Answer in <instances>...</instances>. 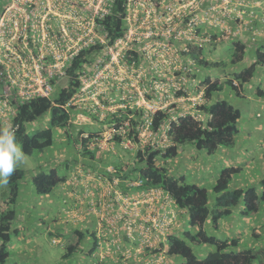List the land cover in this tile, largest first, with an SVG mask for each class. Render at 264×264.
<instances>
[{
	"label": "crops",
	"instance_id": "1",
	"mask_svg": "<svg viewBox=\"0 0 264 264\" xmlns=\"http://www.w3.org/2000/svg\"><path fill=\"white\" fill-rule=\"evenodd\" d=\"M231 7L233 15L226 21V29H221L223 24L219 22V17L214 16L202 21L204 31L222 36L219 37L216 44L208 46L206 50V55L210 59L215 60L216 58V61L225 60L228 62L229 66L224 71L218 70L220 76H213L219 79L234 77V73L248 68L256 59V49L259 46H264V0H233ZM236 40L246 43V56L242 63L233 65L229 62V55L233 46L232 42ZM207 73L204 75L209 74ZM201 78V75L198 76L194 85H198ZM263 81L264 68L261 67L254 79L244 84L242 93L243 98L249 99L253 105L259 104L264 108V97L259 98L255 95L256 87L262 86ZM228 90L225 89L223 92H228ZM231 94L236 95L234 91ZM107 96L110 98L109 103L111 102L114 108L118 109L121 106L122 101L117 95L109 94ZM195 98L196 96L189 97L188 100H193V102L176 104L175 108L180 110L186 108V112H194L195 105L198 103ZM172 109L168 111L170 114L174 112ZM254 114V110H248V114L246 111L242 112V119L247 118L248 120L249 118L253 121L252 115ZM89 115H91V120L86 123H71L67 127L59 128L55 142L60 145V149L52 150L48 157L53 162L48 165V168H41V170L48 171L58 168L59 162L65 163L63 164L64 173L61 174L65 178L55 188L54 197L42 195L45 200L48 198V204L56 208L57 212L46 214L40 219L41 201L30 204L31 187H26L27 191L22 192L19 203L21 215L16 220L18 231L12 237L11 244L9 243V246L13 245V247L12 250L9 249L8 262L38 264L37 257L49 251L42 248L38 242L41 232L46 235V239L50 240L52 247L60 244L66 248L71 244L73 234L78 231L84 233L85 236L73 256L65 259V250L60 253L62 264H71V259L75 257L86 260L80 262L73 260V264L176 263L180 260L179 256L167 253V237L169 234L181 235L187 230L197 231V227L190 226L189 213L179 208L169 194L164 193L162 198L154 200L153 207H149L147 203H140L135 207V211L139 213L136 218L137 223H126L127 218L124 215L130 200L141 197L142 191H144L136 185L137 174L132 178H122L127 167L129 166L132 170L137 163L136 156L139 146L127 147L116 143L114 148L105 150L82 145L80 136H77V130L82 128L86 133L106 131L111 126L110 121L113 116L108 111H103L100 118L94 112H89ZM256 116L260 119L261 112L256 113ZM97 118L98 121L95 120ZM253 122L248 125L247 122L241 123V119L239 121L240 131L234 147L240 148V151H235L236 156H232L233 162L229 166H239L233 165L237 158L243 164L239 167L243 169L234 176L231 183L232 189L249 186H256L260 189V182L264 179V152H262L264 150V120ZM89 127H95V129L87 130ZM163 132L164 130L155 133L154 140L160 141L163 138ZM255 139L259 146L256 151L250 144ZM243 143L246 144L244 151L241 147ZM69 146L73 147V153H69ZM225 149L232 148L220 147L214 155H209L204 150L200 151L194 146L188 145L182 147L179 154L171 158L165 165L174 177H185L186 179L187 173L188 179L190 177L191 180L189 179V182L186 179V182L208 188L213 183L214 170L221 166L224 158H231L227 157L228 151H224ZM55 159L57 161H54ZM78 161L83 163L80 164ZM121 162L128 163V166L121 169L123 171L120 170L119 175H115L114 172H117V169L114 168ZM258 166L261 167L260 172L256 173L254 169ZM208 189L211 191L210 188ZM61 201L62 204H60ZM241 210L242 207H237L233 214L221 219L218 230H214L211 221H208L207 229L212 234L215 231L222 232L223 238H240L241 247L257 246L258 242L252 240V235L256 232L264 235V227L260 228L255 224L254 221L258 219L256 215L251 218L243 215ZM32 212L38 214L36 219L31 217ZM157 212L161 213V217L169 223V227L167 225L164 231L156 229L154 226L153 220ZM142 228L148 231L144 232ZM169 229L172 231L169 232ZM93 235L97 238L96 247V239L92 237ZM158 250L160 252H157ZM46 253L45 261L49 264L52 261V252Z\"/></svg>",
	"mask_w": 264,
	"mask_h": 264
},
{
	"label": "built area",
	"instance_id": "2",
	"mask_svg": "<svg viewBox=\"0 0 264 264\" xmlns=\"http://www.w3.org/2000/svg\"><path fill=\"white\" fill-rule=\"evenodd\" d=\"M232 1L127 0L122 14L124 34L111 45L103 19L113 14L116 0H4L0 4V121L6 126L13 125L11 118L17 114L20 105L37 97L54 98L61 90V81L70 78L69 71L81 54L101 46L102 49L79 71L77 77L82 86L65 106L70 120L83 124L91 120L89 112L108 110L122 120L113 119L114 122L103 134L89 137L85 133L83 136L90 138L88 145L112 149L116 136H122L123 143L131 145L133 142L127 138L130 121L122 117L120 110L139 104L135 107L147 110L139 128L140 143L159 147L153 138L156 132L152 130V115L158 109H166L173 101L166 107L156 106L151 101L140 105L139 100L131 103L128 98L132 95L127 93L120 98L121 106L116 109L111 102L108 105L103 100L108 101L107 95L113 93L114 83L117 88L113 91L120 90L119 84L125 86V81L134 85V81L141 80L142 71L134 76L135 69L141 68L146 59L147 53L141 42L153 38L160 48L181 53L180 70L175 71L183 73L179 75L180 86H176L175 90H188V84H195L196 78H192L191 83L188 75L196 66L193 60L184 57L182 51H187L189 44L204 48L210 46L214 41L212 35L204 31L202 21L219 17V22L223 24L221 29H226V21L233 15ZM149 43L150 40L146 41L145 46ZM131 50L141 53V62L127 61L126 56ZM186 61L190 63L189 67L184 65ZM124 69L132 71V75L122 73ZM138 90L142 94L148 89L143 83V88ZM156 90L157 94H162L159 89ZM203 90L195 100H202ZM100 94L104 95L100 97ZM89 100H94L96 106H88ZM200 116L205 118L201 113ZM164 142L168 143L167 137ZM142 183L140 179L136 185ZM164 193L160 187H147L141 197L129 202L124 215L126 223H137L139 213L135 207L140 203L153 207L154 200L162 198ZM163 220L157 214L153 220L155 228H163Z\"/></svg>",
	"mask_w": 264,
	"mask_h": 264
},
{
	"label": "trees",
	"instance_id": "3",
	"mask_svg": "<svg viewBox=\"0 0 264 264\" xmlns=\"http://www.w3.org/2000/svg\"><path fill=\"white\" fill-rule=\"evenodd\" d=\"M126 1L116 0L113 14L103 19L110 34L109 44L111 45L124 34L125 26L122 14ZM218 38L219 35L212 34V41L218 42ZM232 44L229 62L233 65L242 63L246 56V43L236 40ZM101 49L102 47L98 46L95 48V52ZM182 54L185 58L193 60L195 66L201 71L225 69L228 65L225 60L211 61L206 55V49L197 45L189 44L188 50L182 51ZM92 55L93 50L84 51L81 57L74 62L69 71L68 83L57 92L54 98L37 97L18 107L13 123L16 127L17 142L26 155H31L35 151H44L53 146L59 128L68 125L70 114L64 109V105L73 99L79 89L81 82L77 76L84 64L90 61ZM255 55L254 63L248 68L234 73V77L219 79L213 77L214 74L211 73L204 75L198 69L190 72L188 76L191 79L198 78L201 73L202 78L199 81L197 92L204 88V102L195 105V112L178 115L176 118H173L174 116L168 112L177 106L175 103L166 109L156 110L152 115V130L157 132L166 122H169L167 132L171 139L170 145L165 148H154L147 145L138 151V161L132 170L128 163L121 162L116 167L117 172H114L115 175H119L123 171L121 169L128 166L123 172L122 178H132L139 174L145 182L142 189L151 186L160 187L170 195L179 208L189 213L190 226L197 227V231L187 230L181 235L169 234L167 237L168 254L178 255L180 259L174 264H264L263 245L241 247L240 238H221L210 233L207 229L208 221H211L214 230L219 229L221 219L233 214L237 207H242L241 211L245 216L252 218L257 215L261 205L264 207V179L260 182V189L256 186L232 189L233 178L242 171V168L228 166L220 172L210 191L205 186L186 182L185 177H174L169 174L167 167L156 164L159 155L164 159L173 158L179 154L182 147L188 145H192L200 151L204 150L209 155H214L220 147L234 148L240 131L239 121L242 118V110L228 100L220 98L218 94L225 89H231L237 96L243 97L244 84L254 79L259 68H264V46H259ZM126 59L128 62H141L142 56L140 52L131 50ZM184 65L189 67L190 63L186 61ZM182 73L183 71H179L177 75ZM255 95L259 98L264 97V81L262 86L256 87ZM175 96L177 98L187 97L188 90L186 88L178 90ZM47 113L50 114L49 126L30 131L29 125ZM120 113L122 117L130 121L127 138L133 143L139 144L141 141L139 128L144 122L147 110L143 107H137V110L128 107L124 112L120 110ZM200 113L204 115V119ZM115 118L122 120L117 117V114L114 115L113 119ZM113 119L111 122H114ZM0 127H3L1 123ZM93 136H95L94 133L90 135V137ZM89 140L90 138L80 139L82 145L85 146ZM115 141L122 144V136H116ZM24 176L25 172L22 169H17L13 173L8 182L7 198L0 206V264H19L18 262H8L10 254L8 244L12 235L18 231L16 220L21 215L19 203L22 196L20 180ZM64 178L65 176L61 175L57 168L48 171L41 170L32 177V185L36 194L42 196L50 194ZM84 236V233L78 231L73 234L71 244L65 248V259L73 256L78 250ZM92 237L96 239V247L97 238L94 235ZM252 238L255 242L264 241V235L261 233H253ZM189 242L211 245L213 250L205 257L199 258Z\"/></svg>",
	"mask_w": 264,
	"mask_h": 264
},
{
	"label": "rangeland",
	"instance_id": "4",
	"mask_svg": "<svg viewBox=\"0 0 264 264\" xmlns=\"http://www.w3.org/2000/svg\"><path fill=\"white\" fill-rule=\"evenodd\" d=\"M3 1L4 0H0V4H2ZM148 40H150V43L148 46H145V42ZM148 40L141 42V45L143 46L144 50L147 53V54L145 53L146 59L142 62L141 68H139V69L136 68L134 71V73H136V74H134V76L142 71L140 74V77H139L141 80L139 82L134 81V83H135L134 85H131L130 81H125L124 82V83H126L125 86L119 84L120 90L113 91V89L117 88L116 83H114V88L111 89V91L113 92L112 94L117 95L119 98H121L123 96V94L124 95H126L127 93L131 94L132 96L129 97L128 100L131 103H134V100H139L140 105L144 101H151V102H154L156 106L164 105V107H166V105L170 104L172 101H173V103H175L177 105L178 104L182 105L183 103H189V101L193 102V100L175 97V95H176L175 88H176V86L177 87L180 86L179 76L177 75V72L175 70H180L181 65H179V64L181 63L180 62L181 59H183V56H181V53L180 52L176 53L173 50L170 51L168 49L160 48L157 44H155V38L148 39ZM207 48H205V49L207 50ZM210 60L216 61L217 59L215 58V60L214 59H210ZM227 66H229V65H227ZM196 69L201 71V69L198 67H195V70ZM218 70L219 71L221 70V72H222L225 69L219 68V69L210 70V71L205 70L203 73L202 72L201 73L206 74L208 72L209 74L210 73L214 74L213 76H220L218 74V73H220ZM131 72L132 71L125 70V69L122 70V73H125V74L128 73V75H132ZM201 73H199V75H201ZM188 79H190L189 81L192 83L193 79H191V78H188ZM199 81H201V80H199ZM127 82H129V83L127 84ZM66 83H67V81H65V84ZM143 83L146 84L148 90L141 94L139 92L138 88H140V89L143 88ZM193 83H196V82L194 81ZM187 86H189L188 96L189 97H195L197 94L198 86H194L193 84H188ZM156 89H159L162 92V94H159V93L157 94ZM0 92H1V87H0ZM232 92H233V90L229 89L228 92H222L219 97L228 100L235 107L242 110V112L246 111V114H248V110H254L255 114L252 115L253 121L264 120V108L262 107V105H259V104L253 105L249 99H245L243 97H239V96H236L234 94H231ZM109 100H110V98L107 101L108 105H109ZM136 105H139V104H135V106ZM135 106L132 107V109L137 110V107H140V106H137V107H135ZM249 106H251V107H249ZM125 110L126 109H123L122 112H124ZM172 111H174L171 113L172 115L176 113L175 111H178V113H185L186 108H182V110H180L178 108H173ZM258 112H261V114H262V117H260V119L257 118V116H256V113H258ZM102 113H103L102 111L95 112V114L99 115V116H102L101 115ZM108 113H111V112L108 111ZM103 117H105V115H103ZM49 120H50V114L47 113L44 116H42L41 118H39L37 121H35L34 123H31L28 128L30 131L47 128L50 124ZM95 120L98 121L99 119L97 118ZM248 120H247V118H244V119L241 118V123L247 122L248 125H251L252 123H254L249 118H248ZM92 129H95V127L87 128V130H92ZM57 134H58V131L56 133V136H57ZM250 144L255 149L254 151L259 149V146H258L256 139L254 140L253 143L251 142ZM245 145H246L245 143H243L241 145V147L243 149L242 151L245 150V148H246ZM58 149H60V145H57L56 142H54L53 146L45 149L44 151H35L31 155H26V161L24 163H22L18 168V169H22L25 172V176L20 180L21 191L25 193L27 191L26 187H31V194L29 197V199L31 200L30 204H33L34 202L39 203L41 201V209L39 211V218L40 219L46 214H54L57 212L56 208H54L48 204V198L45 200V197H44V196L54 197V195H55L54 191H56V190L54 189L50 194L40 196V195L36 194L34 187L32 185V182H31V178H32V175L35 174L36 172H38L39 170H41V168H48V165L51 162H53V161L49 160V157H48L49 153L52 150L58 151ZM224 151H228L227 157H231V158L230 159L224 158L221 166L214 170V172H213L214 179H212L213 183L211 186L208 187L210 189L214 186L213 184H214V182H216L220 172L225 167L232 164V162H233L232 156H236L235 151H240V148L234 147V148L228 149V150L225 149ZM262 152H264V150H262ZM69 153H73V147L72 146H69ZM240 154L243 155L242 152H240ZM54 161H57V159H55ZM59 163L60 164H59L57 169L59 170L60 174H63L64 173V165L63 164H65V163H61V162H59ZM78 163L82 164L83 162L78 161ZM219 165H220V163H219ZM233 165L243 166L242 162H240L237 158H236V162L233 163ZM239 166H236V167H239ZM260 168L261 167L258 166L257 168L254 169L256 171V173L260 172ZM186 179H187V181H189V179L191 180L190 177L188 179L187 173H186ZM7 194H8V184L7 185H0V206L3 204L4 200H6ZM60 204H62V201L60 202ZM263 210H264V207H263V205H261L260 211L256 215V217H258V219L254 221L255 224L258 225L260 228L264 227ZM32 213L33 214L31 215V217L33 219H36L38 217V214H36V212H32ZM45 222H47V221H45ZM215 230H218V229H215ZM171 231L172 230L169 229V232H171ZM213 234L218 236V237L223 238L222 237L223 234L220 231H215V233H213ZM12 237H14V235H12ZM252 240L254 241L253 238H252ZM38 242H39V244L42 245V248L49 250L46 252H52V261L49 262V264H62L60 253L65 250V248L62 245L57 244L56 246H54L52 244L53 245V247H52L50 244V240L46 239V235L43 232L39 233V241ZM257 242H258V246H260V245L264 246V241H257ZM189 243L191 244V247L193 248L194 253H196V255L199 258L205 257L211 250H213V247L211 245L194 244L191 242H189ZM12 247H13V245L9 246V244H8V250L9 249L12 250ZM246 247H248V245ZM46 252L44 254L40 255L39 257H37L36 262L38 264H48V262L45 261V259H46L45 255H47ZM83 259L84 258L81 259L80 257H75V258L71 259V261H72L71 264L74 263L73 260H77V262L86 260V259H84V260Z\"/></svg>",
	"mask_w": 264,
	"mask_h": 264
},
{
	"label": "clouds",
	"instance_id": "5",
	"mask_svg": "<svg viewBox=\"0 0 264 264\" xmlns=\"http://www.w3.org/2000/svg\"><path fill=\"white\" fill-rule=\"evenodd\" d=\"M211 35H212V33H210ZM220 38L222 37L221 35L219 36ZM219 39V38H218ZM217 42V41H216ZM216 42L214 41L211 45H214V44H216ZM93 50V55H92V58L94 57V55L96 54V53H98L99 51H96L95 52V49H92ZM88 51H91V50H88ZM83 54V53H82ZM81 54V55H82ZM92 58H90V60L92 59ZM126 58H127V56H126ZM126 60V59H125ZM90 75H91V73H89ZM90 77V76H89ZM68 80H69V78L68 79H65V80H63V81H61V83H60V86L59 87H61V89L62 88H64L65 86H66V84L68 83ZM65 81H67V83L65 84ZM80 82H81V85H80V87L79 88H81V86H82V81L80 80ZM198 86V85H197ZM202 89V88H201ZM78 91V90H77ZM77 93V92H76ZM75 93V94H76ZM198 93H200V91L199 92H197V94ZM102 95H104V94H100V97L102 96ZM75 96V95H74ZM197 96V95H196ZM189 96H187V97H185V96H182V98H185V99H187ZM181 98V97H180ZM49 99V98H48ZM204 98H203V95H202V100L200 99V100H197L196 99V101H198V103L197 104H200V103H202V102H204ZM70 102V101H69ZM68 102V103H69ZM92 102V103H91ZM103 102H105L106 104H108L107 103V99L105 100H103ZM88 106H96L95 104H94V100H89L88 102ZM67 104V103H66ZM66 104L64 105V109L66 110V108H65V106H66ZM74 109H76L75 107H73ZM96 108V107H95ZM104 111H108V110H104ZM87 112V111H86ZM103 112V111H102ZM110 112V111H109ZM195 112V111H194ZM77 112H74V114H76ZM186 113H189V112H186L185 111V113H183V114H186ZM95 114V113H94ZM111 114H113V113H111ZM114 115L115 114H113V116H112V119L114 118ZM175 115V116H174ZM178 115H182L181 113H178V112H176L175 114H173V118H176ZM16 116V115H15ZM15 116H13L12 118H11V122H12V124L13 125H4L1 121H0V123L3 125V127H0V185H7L8 184V182H9V178L13 175V173L19 168V166L22 164V163H24L25 161H26V154H25V152L23 151V149H22V147L20 146V144L17 142V137H16V130H15V126H14V123H13V119H14V117ZM108 116V115H107ZM98 118H100V116L98 115ZM105 119V118H104ZM104 119H101V121H104ZM75 120L74 119H69V123H68V125H70L71 123L73 124V123H75L74 122ZM111 122V121H110ZM67 125V126H68ZM169 122H166L160 129H159V131H155L156 133H158V132H160L161 130H164V132H163V138L160 140V141H158V145H159V147L160 148H165V147H167L168 145H170V143H171V139H170V137H169V135H168V132H167V130H168V128H169ZM66 126V127H67ZM81 130H82V128H80L79 130H77V136H80L79 137V139H87L86 137H84L83 135L86 133L85 131H83L82 130V132H81ZM87 134H89V135H92L93 133H87ZM95 134V136L96 135H100V134H103V131H101V132H99V133H94ZM90 137V136H89ZM165 137H167L168 138V143L167 142H164V138ZM122 144H124V143H122ZM165 144H168L167 146H165L164 147V145ZM87 145H88V143H87ZM131 145H137V146H139V150L140 149H143V148H145L146 146L145 145H142V143H139V144H135V143H132ZM131 145H126L127 147H129V146H131ZM89 146V145H88ZM124 146H125V144H124ZM138 150V151H139ZM137 154H138V152H137ZM136 158H137V156H136ZM171 159V158H170ZM170 159H164V158H162V157H160V155L158 156V158H157V160H156V164L157 165H163V166H165L166 167V165H165V163L166 162H168ZM137 161H138V158L136 159ZM114 169H116V168H114ZM169 172V171H168ZM169 174H170V172H169ZM137 176H138V179L137 180H135V181H139L140 179H142L143 180V178L139 175V174H137ZM145 182H144V180H143V183H142V185H140V186H138V187H142L143 186V184H144ZM147 188V187H146ZM145 190V189H144ZM143 192V191H142ZM166 193V192H165ZM170 196V195H169ZM129 197V196H128ZM137 199V198H136ZM135 200V199H134ZM130 201H133V199H131ZM133 213V210L132 211H129V216ZM125 214H126V212H125ZM157 214H158V217H160L162 220L163 219H165V218H162L161 217V213H159V212H157ZM156 214V215H157ZM128 215V214H127ZM162 223H164V226H163V228H161V230H165L166 229V227H167V225H168V227H169V223H167V221L166 220H163L162 221ZM156 229H158V228H156ZM54 242H55V240H54ZM167 246H168V244H167ZM168 249H169V246H168ZM167 253H168V250H167Z\"/></svg>",
	"mask_w": 264,
	"mask_h": 264
}]
</instances>
